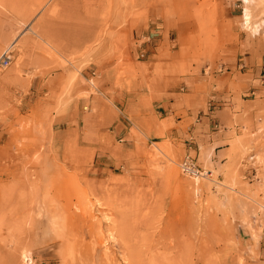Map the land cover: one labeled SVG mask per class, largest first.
<instances>
[{"label":"rangeland","instance_id":"rangeland-1","mask_svg":"<svg viewBox=\"0 0 264 264\" xmlns=\"http://www.w3.org/2000/svg\"><path fill=\"white\" fill-rule=\"evenodd\" d=\"M224 7L234 9L233 20ZM141 19L153 23V47L161 40L150 77L142 61L151 41L135 32ZM239 30L264 44V0H0V56L13 50L0 68V264H103L88 225L97 220L107 238L113 227L116 264L126 263L129 243L143 264H264V92L245 106L250 114L238 129L192 152L203 172L197 177L181 166L189 152L156 142L134 111L128 136L111 139V164L104 165L103 147L95 164L70 143L61 153L46 105L58 112L88 95L74 87L92 63L104 68L88 85L96 96L107 78L133 88L143 78L146 114L155 83L194 73L231 47ZM77 41L89 42L57 49ZM36 76L52 86L37 101L30 93ZM84 201L93 212L86 221ZM202 236L208 248L200 261Z\"/></svg>","mask_w":264,"mask_h":264},{"label":"crops","instance_id":"crops-1","mask_svg":"<svg viewBox=\"0 0 264 264\" xmlns=\"http://www.w3.org/2000/svg\"><path fill=\"white\" fill-rule=\"evenodd\" d=\"M224 8L227 17L233 20L236 17L234 9ZM231 22L232 29L236 28V22ZM146 26L151 28L149 31L154 28L153 23L145 25L141 19L135 32L138 41L143 38L147 42L151 41L145 44L149 52L147 59L142 61L148 64L147 74L150 77L160 63L158 48L161 40L153 47L156 42L152 39H155L156 33L145 30ZM255 36L249 31L239 30L231 47L211 62L196 65L194 73L169 76L168 81L155 83L153 91L147 92L150 109L146 114L143 108L146 90L143 78L135 83L136 88L131 87L125 79L116 81L107 78L99 82L96 96L90 92L88 85L98 75L97 72L104 68L98 69L90 63L82 69L81 77L74 87L79 93L87 90L88 95L74 97L58 112L53 110L55 104H46L51 110L50 130L55 136L58 151L66 152L70 143L78 153L91 155L95 164L99 161L97 156L103 147V154L107 156L104 165L111 164V139L119 133L128 136L134 111L135 117L144 126L142 128L147 132L150 130L152 136L159 139L156 142L167 139L179 144L189 152L188 156L198 161L192 152L200 154L206 143L210 145L225 139L229 130L238 129L240 123L237 120L250 114L245 106L263 99L260 94L264 92V44ZM88 42H59L57 49L66 53L70 46L81 49ZM138 46L141 48V44ZM37 76L30 82V93L35 101L48 94L52 87L46 86L47 81ZM24 97L25 101L30 99L35 102L32 97ZM220 150L218 148L213 153L217 154Z\"/></svg>","mask_w":264,"mask_h":264},{"label":"bare ground","instance_id":"bare-ground-1","mask_svg":"<svg viewBox=\"0 0 264 264\" xmlns=\"http://www.w3.org/2000/svg\"><path fill=\"white\" fill-rule=\"evenodd\" d=\"M242 1H244V2H249L250 0H242ZM250 14L251 13H249L248 12V10H247V7L245 8V11H244V16H245V19H246V23L247 24H249V23H251V21H250V19H251V16H250ZM251 15H253V14H251ZM258 27V25L257 24H255V26L254 27ZM255 29V28H254ZM97 202H98V200H97ZM100 202V201H99ZM72 204V203H71ZM67 205V204H66ZM98 205H100V204H98ZM84 208H82L83 209V212L81 211V213H82V215H83V217L85 218V221H86V219L87 218H89V219H92V217H93V212H92V205L88 202V201H84ZM82 206V207H83ZM101 206V205H100ZM78 208V207H77ZM75 209V208H74ZM70 210V209H69ZM39 213V212H38ZM74 213V212H73ZM16 214H18V213H16ZM18 216V215H17ZM20 216V215H19ZM78 218H82V217H78ZM104 219V218H103ZM106 220V219H105ZM104 220V221H105ZM209 220V219H208ZM72 221V220H71ZM82 221H83V218H82ZM88 221H91V220H88ZM107 221V220H106ZM73 223V222H72ZM78 223V222H77ZM90 223V222H89ZM91 223H95L94 225L92 224L91 225ZM90 224H88L89 226H91L90 228H92V231H90V233H92L91 234V237L93 238V235H94V237L96 238V244H95V246L97 245V247H99V249H100V251H102V253H101V255H99V257L100 256H102V258L104 259L103 261H105V262H101V263H103V264H116V261H118L117 259H116V256L114 255V252H112V250H111V242H114V240L116 239V236H115V234H114V232H113V227H112V229H110L109 230V233H108V238L105 236L106 235V233H107V230L104 232L103 231V228H101L102 226L99 224L100 222H98V220L97 221H92ZM110 223V222H109ZM212 224V223H211ZM108 225V224H107ZM106 225V226H107ZM105 226V225H104ZM110 226V225H109ZM207 226H208V224H207ZM89 228V229H90ZM105 229H106V227H104ZM209 228H210V226H209ZM207 229V228H206ZM91 230V229H90ZM205 230V229H204ZM209 231H211V230H209ZM201 232H203V231H201ZM204 233H205V231H204ZM205 235V234H204ZM217 235H219V234H217ZM206 237V236H205ZM94 239V238H93ZM92 239V240H93ZM91 240V241H92ZM94 241V240H93ZM116 241V240H115ZM92 243V242H91ZM109 243H110V245H109ZM128 242L126 241L125 242V245L127 244ZM130 244V243H129ZM129 244H127V249L129 250L128 252H129V256H130V259H129V256H125L124 257V259H125V262L127 263V264H143V262H142V257L140 256V255H138V254H136V253H138V251H135V250H133V249H131L132 247H135V246H133V245H129ZM92 245H93V243H92ZM132 246V247H131ZM94 247V246H93ZM118 248V247H117ZM207 248H208V244H207V241L205 240V238H203V236H202V238H201V243H200V247H199V257H200V261H202V259H203V257H204V254H205V250H207ZM120 249V248H119ZM140 249V248H139ZM83 251V250H82ZM89 252V251H88ZM95 252V251H94ZM136 252V253H135ZM90 253V252H89ZM141 253V252H140ZM78 254V253H77ZM80 254V253H79ZM97 254V253H96ZM99 254H100V252H99ZM121 254H123V253H121ZM79 256V255H78ZM94 256V255H93ZM123 256V255H122ZM82 257V256H81ZM78 258V257H77ZM97 258H98V255H97ZM92 259H93V257H92ZM99 259V263H100V258H98ZM98 259H96V260H98ZM219 259H220V257H219ZM95 260V261H96ZM32 261V260H31ZM84 262V261H83ZM82 262V263H83ZM94 262V261H93ZM92 263V262H91ZM98 263V262H97ZM119 263V262H118ZM125 263V264H126ZM90 264V263H89ZM93 264V263H92Z\"/></svg>","mask_w":264,"mask_h":264},{"label":"built area","instance_id":"built-area-1","mask_svg":"<svg viewBox=\"0 0 264 264\" xmlns=\"http://www.w3.org/2000/svg\"><path fill=\"white\" fill-rule=\"evenodd\" d=\"M13 50L8 48L0 56V68H7L12 62ZM144 52L141 53L144 56ZM182 169L185 173L192 176H200L203 172L200 167L195 163V161L190 157L186 156L182 161Z\"/></svg>","mask_w":264,"mask_h":264}]
</instances>
